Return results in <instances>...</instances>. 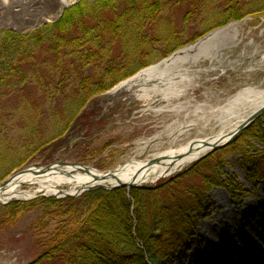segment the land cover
<instances>
[{
  "label": "trees",
  "instance_id": "16d2710c",
  "mask_svg": "<svg viewBox=\"0 0 264 264\" xmlns=\"http://www.w3.org/2000/svg\"><path fill=\"white\" fill-rule=\"evenodd\" d=\"M247 16L264 17V0L80 1L35 32H0V99L14 87L32 84L50 117L61 122L69 115L62 136L81 120L92 98L202 36L181 42L185 27L197 25L205 33ZM54 102L61 109L52 108ZM262 119L264 114L230 145L155 186L15 201L0 206L2 221L14 222L25 211L42 207L45 217L55 222L44 251L31 264H173L187 252L198 216L205 217L206 192L224 187L242 196V189L221 181L227 156L240 157L251 181L264 177V152L247 149L251 139L264 145ZM1 169L0 182L12 171Z\"/></svg>",
  "mask_w": 264,
  "mask_h": 264
},
{
  "label": "rangeland",
  "instance_id": "374dc122",
  "mask_svg": "<svg viewBox=\"0 0 264 264\" xmlns=\"http://www.w3.org/2000/svg\"><path fill=\"white\" fill-rule=\"evenodd\" d=\"M66 1V6L61 5L45 15L41 23L0 24V32L26 35L46 24L55 23L74 4L96 0ZM231 23H242L237 37L220 41L223 48H220L221 54L216 61H201L196 68H190L191 82L180 96L169 99L156 96L140 100L128 93L113 95L111 89L92 98L88 102L90 108L85 110L90 112V118L79 126L70 127L59 139L56 138L62 134L70 111L67 112L65 121L58 122V119L50 117L47 106H44L45 109L41 106L43 101L32 84L6 91L0 99V168L12 170L7 178L23 168L35 165L44 167L57 162L77 163L99 173H106L132 158H150L189 141L227 131L237 120L234 116L224 114V107L228 102L246 89H250L253 95L264 94V17L247 16ZM227 25H214L205 33L197 25L185 27L181 42H187L197 35L202 36L175 52ZM172 54L162 58L163 54L146 67L158 64ZM136 73L138 72L134 75ZM58 104L52 103V108L61 109ZM77 104H74L71 111ZM250 105L251 101L239 107L240 116L250 111ZM261 125L264 131V119L261 120ZM41 145L42 149L34 158L22 165V168L15 169L17 164ZM247 146L252 153L264 152V145L254 139L249 140ZM12 156L14 162L7 167ZM240 163L237 155L227 156L222 162L220 176L221 181L232 184L238 191L242 189V196L230 194L224 187H212L206 192L202 202L205 217L201 219L198 216L187 252L173 264H207L213 256V247L209 246L204 234L208 233L210 227L216 232H222L228 227V222H218L221 216L239 217L241 214L253 213L243 227L251 224L261 228V224H257V217L264 213V207L260 203V200L264 201V177L257 182L251 181ZM190 166L191 164L160 180L177 176ZM3 171L1 169L0 176ZM160 180L143 186H155ZM21 190L35 192L37 188L22 186ZM59 190L67 192L68 187L62 186ZM42 195L52 196L41 191L27 200L13 202H28L39 199ZM54 227L55 222L45 217L42 207L25 211L17 220L8 223L2 221L0 213V264H31L44 251ZM237 240L238 238L231 239L234 244ZM235 256L231 253L222 264H241Z\"/></svg>",
  "mask_w": 264,
  "mask_h": 264
},
{
  "label": "bare ground",
  "instance_id": "6f19581e",
  "mask_svg": "<svg viewBox=\"0 0 264 264\" xmlns=\"http://www.w3.org/2000/svg\"><path fill=\"white\" fill-rule=\"evenodd\" d=\"M67 4L66 0H0V24H38L43 21L45 15ZM241 26L242 23H231L210 33L196 44L179 50L158 64L142 69L120 83L112 93L124 92L140 100H149L156 96H161L162 99L180 96L186 85L191 82L190 68H196L201 61H216L221 54L220 48H223L220 41L225 38L235 39ZM250 101V111L240 116L239 107ZM263 106L264 94L253 95L250 89H246L239 92L224 107L225 115L237 119L227 131H220L209 138L189 141L173 149L156 153L150 158L142 160L132 158L112 170L110 174L97 171L85 174L70 166H54L47 172L35 168L30 172L15 175L6 189L0 190V202L27 200L41 191L59 195L58 191L62 186L68 187L65 193L71 194L76 189L88 186H115L122 183L140 187L155 183L160 178L167 177L195 162L208 153L212 145L225 142L242 121ZM150 161L155 162L150 165L148 164ZM22 186L36 187L37 190L22 191ZM260 203L264 207V201L260 200ZM252 215L253 213H248L239 217H219L218 222H228V227L222 232L211 230L210 227L208 233L204 234L209 246L213 247V256L207 264H222L231 253L236 255L241 264H264V213L257 217V224L260 223L261 228L251 224L243 227L247 224L248 217ZM232 238H238L236 244L231 241Z\"/></svg>",
  "mask_w": 264,
  "mask_h": 264
},
{
  "label": "water",
  "instance_id": "95a60500",
  "mask_svg": "<svg viewBox=\"0 0 264 264\" xmlns=\"http://www.w3.org/2000/svg\"><path fill=\"white\" fill-rule=\"evenodd\" d=\"M264 113V106L261 107L260 109L256 110L253 114H251L247 119H245L238 127L237 129L229 136V138L227 139V141H225L224 143H220V144H215V145H212L211 148H210V152H213V151H216V150H219V149H222L224 148L225 146H227L229 143H231L234 138L237 136V134H239L242 130H244L250 123H252L256 118H258L260 115H262ZM209 152V153H210ZM153 162L155 161H150L148 164H153ZM55 165H49V166H46V167H43V168H40V167H36L38 169V171H48L50 168L54 167ZM57 166H70V167H74L76 168L78 171H81V172H84L85 174H91V171H90V168L87 167V166H82V165H78V164H66V163H57ZM32 171L31 168H27V169H24L22 171H20L19 173L17 174H24V173H27V172H30ZM111 171L107 172V174H110ZM15 175L13 176H10L8 179L4 180L3 182L0 183V190H5L6 187L9 185L10 181L12 180V178L14 177ZM93 188H102V189H105V190H108V191H111V190H114V189H117V188H125L127 190L129 189H132V188H141L140 187H137V186H132L131 184L127 185V184H118V185H115V186H111V185H108V186H102V185H96V186H88L86 188H83V189H78L74 195H71V194H68V193H65L64 191H58L59 192V195L62 196V198H65V197H74V196H79L81 195L82 193L90 190V189H93ZM64 193V194H63ZM62 194V195H61ZM57 196V195H56ZM39 197H45V195H42V196H39ZM12 200H8L6 202H1L0 205H7L9 203H11Z\"/></svg>",
  "mask_w": 264,
  "mask_h": 264
}]
</instances>
